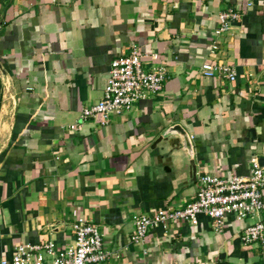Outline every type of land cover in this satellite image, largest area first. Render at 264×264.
Masks as SVG:
<instances>
[{
	"label": "crops",
	"instance_id": "1",
	"mask_svg": "<svg viewBox=\"0 0 264 264\" xmlns=\"http://www.w3.org/2000/svg\"><path fill=\"white\" fill-rule=\"evenodd\" d=\"M228 7L240 20L216 36ZM133 43L158 55L145 69L166 66L162 90L106 125L69 129ZM209 60L233 65L235 80L205 76ZM176 123L193 143L195 181L181 148H151ZM254 157H264V0H0V258L19 243H71L81 217L123 248L102 264H264V249L239 239L255 215L215 229L198 214L128 242L133 213L187 202L201 173L248 175Z\"/></svg>",
	"mask_w": 264,
	"mask_h": 264
},
{
	"label": "built area",
	"instance_id": "2",
	"mask_svg": "<svg viewBox=\"0 0 264 264\" xmlns=\"http://www.w3.org/2000/svg\"><path fill=\"white\" fill-rule=\"evenodd\" d=\"M252 0H246L250 5ZM241 13L228 7L218 13V25L215 35L220 36L231 29L240 20ZM219 49L217 41H212L210 52ZM152 61L157 53L142 54L137 44L127 47L126 52L112 58L106 86L102 97L81 107L78 122L68 128L73 130L88 120L106 125L114 115H120L132 108L135 102L148 93L162 90L167 78L166 66L161 64L145 69L143 57ZM205 76L225 78L232 82L236 70L227 62L206 61L200 66ZM248 175H233L229 178L201 173L196 180V191L192 199L177 205H170L152 211H140L131 215L133 231L128 242L141 245L147 234L160 228L163 235L176 228L180 222L196 224L197 215L205 214L211 218V225L220 229L226 215L237 220L257 216L240 233V241L247 244H259L264 249V165L258 158L250 160ZM73 240L64 246L53 240L37 244H16L9 257L0 258V264H102L111 258H120L123 248L113 249L107 246L103 233L98 226L84 218H77L72 225ZM143 253L145 251L143 250Z\"/></svg>",
	"mask_w": 264,
	"mask_h": 264
},
{
	"label": "water",
	"instance_id": "3",
	"mask_svg": "<svg viewBox=\"0 0 264 264\" xmlns=\"http://www.w3.org/2000/svg\"><path fill=\"white\" fill-rule=\"evenodd\" d=\"M158 146L160 150L169 149L174 151L181 148L184 151V156L190 168V181H195L196 165L194 162L193 143L189 133L178 123L168 126L163 132L155 139L151 148ZM260 165H264V157L258 158Z\"/></svg>",
	"mask_w": 264,
	"mask_h": 264
}]
</instances>
